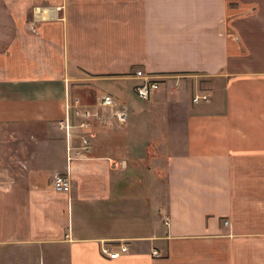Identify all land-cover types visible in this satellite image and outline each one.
<instances>
[{
	"label": "crops",
	"instance_id": "crops-1",
	"mask_svg": "<svg viewBox=\"0 0 264 264\" xmlns=\"http://www.w3.org/2000/svg\"><path fill=\"white\" fill-rule=\"evenodd\" d=\"M1 17L0 124L46 131L13 177L0 171V264H264V0H0ZM139 69L177 88L146 103ZM78 81L133 82L126 100L105 94L148 130L142 120L172 108L152 207L132 198L128 161L99 137L68 160L59 122ZM119 243V258L103 252Z\"/></svg>",
	"mask_w": 264,
	"mask_h": 264
},
{
	"label": "rangeland",
	"instance_id": "rangeland-1",
	"mask_svg": "<svg viewBox=\"0 0 264 264\" xmlns=\"http://www.w3.org/2000/svg\"><path fill=\"white\" fill-rule=\"evenodd\" d=\"M0 21L3 22L4 18L1 17ZM176 81L173 82L174 86H169L170 84H168L163 89H176ZM133 84L132 82L130 86L120 88L121 91L119 88L114 89L109 85H97L92 83V81H78L73 85V92L74 95L80 97L83 104L93 106L97 103L98 98L102 97L106 92L113 93L119 96V99L126 100L129 92H133ZM158 94L153 100L159 99ZM75 99L73 98V100ZM148 102L150 101L146 103ZM124 107L128 111L129 122L118 123L115 120L111 128H108L106 124H96L94 128L96 137L94 139L99 137L100 146L104 148L109 146L113 151H117L118 157L126 158L128 169L125 170L127 174L125 176L127 177H125L124 182L129 186V194L134 200L140 201L144 207L145 205L152 207L158 202L157 196L159 193H161V196L164 193L165 165L169 156L167 150L172 144L170 131L165 128V124L167 120L178 119L174 117L175 114H173L174 112L172 113V108L168 109V111L171 110L170 114L164 112L161 114L151 113L150 119L142 120L144 126L148 127V122L151 124L148 130L142 127L141 121H138L136 114H133L135 107L134 109L132 106L124 105ZM23 127L15 124H0V171L6 169L7 174L10 175L8 177H13L18 167L22 166L21 154L29 152L31 148L29 145L30 140L34 136L45 135L46 130L42 126H40L41 128ZM63 134L65 136V133ZM128 138L133 139L132 147L128 144ZM174 149H177L176 146ZM119 159L121 160V158Z\"/></svg>",
	"mask_w": 264,
	"mask_h": 264
},
{
	"label": "built area",
	"instance_id": "built-area-1",
	"mask_svg": "<svg viewBox=\"0 0 264 264\" xmlns=\"http://www.w3.org/2000/svg\"><path fill=\"white\" fill-rule=\"evenodd\" d=\"M135 75L142 80L135 88L137 96L142 100H150L164 85V78L150 76L143 70H137ZM209 98L210 94L196 95L194 101H208ZM128 116V111L124 105L121 106L111 94H104L98 98L97 103L93 106L83 104L79 98L70 101L66 118L59 122L60 129L64 130L66 134L68 160L72 161L88 157L93 148V140L96 137L94 130L96 124L109 125L115 120L125 123L128 121ZM74 139L78 140L80 144L73 145ZM113 165L115 167H125L126 162L114 161ZM54 187L58 192H69L71 190L69 175L56 174L54 177ZM166 223L168 224V219ZM227 223L228 221H226ZM128 251V246L123 243L103 246V252L112 259L119 258L121 254ZM153 254L159 256L156 250Z\"/></svg>",
	"mask_w": 264,
	"mask_h": 264
},
{
	"label": "trees",
	"instance_id": "trees-1",
	"mask_svg": "<svg viewBox=\"0 0 264 264\" xmlns=\"http://www.w3.org/2000/svg\"><path fill=\"white\" fill-rule=\"evenodd\" d=\"M71 101H73V98L71 99Z\"/></svg>",
	"mask_w": 264,
	"mask_h": 264
}]
</instances>
